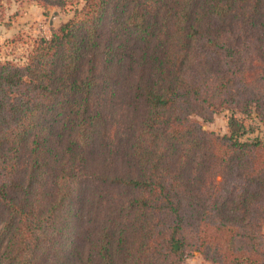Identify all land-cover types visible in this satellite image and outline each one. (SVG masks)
I'll return each mask as SVG.
<instances>
[{
    "label": "trees",
    "instance_id": "obj_1",
    "mask_svg": "<svg viewBox=\"0 0 264 264\" xmlns=\"http://www.w3.org/2000/svg\"><path fill=\"white\" fill-rule=\"evenodd\" d=\"M194 252L264 264V0H84L0 62V264Z\"/></svg>",
    "mask_w": 264,
    "mask_h": 264
},
{
    "label": "rangeland",
    "instance_id": "obj_2",
    "mask_svg": "<svg viewBox=\"0 0 264 264\" xmlns=\"http://www.w3.org/2000/svg\"><path fill=\"white\" fill-rule=\"evenodd\" d=\"M38 7L36 6V4ZM84 0H76L69 4L66 9L52 8L49 13L37 2L29 0H1L0 1V62L6 60L23 61L26 58L29 47L38 37H51L53 30L59 28L75 15V8H81ZM54 25L50 20L53 12ZM85 68L83 69V74ZM202 122L205 129L218 133H228V111H221L215 115L213 122H207L196 117ZM252 119H248L250 124ZM93 163L89 170H93ZM88 187V185H87ZM92 188V187H90ZM185 264H213L201 253L194 252L185 261Z\"/></svg>",
    "mask_w": 264,
    "mask_h": 264
},
{
    "label": "water",
    "instance_id": "obj_3",
    "mask_svg": "<svg viewBox=\"0 0 264 264\" xmlns=\"http://www.w3.org/2000/svg\"><path fill=\"white\" fill-rule=\"evenodd\" d=\"M53 13H54V14H53V17H52V19L50 20V24H51V26L54 25V17L56 16V11L53 12Z\"/></svg>",
    "mask_w": 264,
    "mask_h": 264
},
{
    "label": "crops",
    "instance_id": "obj_4",
    "mask_svg": "<svg viewBox=\"0 0 264 264\" xmlns=\"http://www.w3.org/2000/svg\"><path fill=\"white\" fill-rule=\"evenodd\" d=\"M36 4V3H35ZM36 6L38 7V5L36 4Z\"/></svg>",
    "mask_w": 264,
    "mask_h": 264
}]
</instances>
